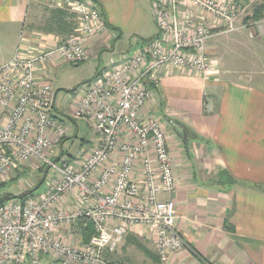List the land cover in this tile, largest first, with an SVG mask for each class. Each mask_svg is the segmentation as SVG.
<instances>
[{"label": "built area", "instance_id": "obj_1", "mask_svg": "<svg viewBox=\"0 0 264 264\" xmlns=\"http://www.w3.org/2000/svg\"><path fill=\"white\" fill-rule=\"evenodd\" d=\"M40 2L74 14L75 25L54 43L17 49L0 63V182L33 159L51 167L55 178L46 180L43 192L0 203V264H110L108 255L135 226L151 232L160 261L170 252L192 250L174 227L172 202L160 198L175 186L164 123L144 116L142 109L155 93L161 69L215 71L208 41L247 26L239 22L237 2L152 0L158 34L97 71L73 103L71 117L90 119L98 141L74 162L53 158L66 127L55 111L51 86L38 71L50 63L86 61L89 41L107 25L94 0ZM68 193L78 199L71 209L61 205ZM78 219L92 223L88 241L73 244L57 235V228Z\"/></svg>", "mask_w": 264, "mask_h": 264}, {"label": "crops", "instance_id": "obj_2", "mask_svg": "<svg viewBox=\"0 0 264 264\" xmlns=\"http://www.w3.org/2000/svg\"><path fill=\"white\" fill-rule=\"evenodd\" d=\"M94 1L102 10L107 28L87 46L86 61H97L93 75L134 53L142 40L158 34L152 0ZM38 5L48 6L40 0H0V63L9 60L17 49L24 52L42 48L60 38L34 28ZM247 22L246 28L235 34L208 41L207 52L216 60L211 75L161 69L155 93L142 109L144 116H156L166 127L178 124L183 128L182 142L186 140L188 147H194L177 149L171 145L175 186L171 193L160 196L172 202L174 227L192 250L170 252L160 264H264V86L262 79L253 86V73L234 66L240 63L236 62L239 57L244 61L240 56L243 50L251 51L248 56L261 58L264 23ZM252 44L255 46L251 48ZM233 59L236 61L230 62ZM59 66L50 63L47 70L38 71V76L49 82L46 75ZM54 108L60 118L68 120L54 160L83 159L97 145L96 135L90 141L85 136L86 121H74L71 113L60 112L55 104ZM74 138L81 142L78 155L70 154L69 146L66 148ZM221 169L235 179L233 184L213 181ZM77 203L71 193L61 200V205L69 209ZM82 221L57 228V235L71 243V238L79 235L77 241L82 242ZM225 224L232 229H226ZM129 232L130 242L136 240L155 250L154 237L147 228L135 226ZM127 240L111 254L113 264H131L125 254ZM138 260V264H150L143 253Z\"/></svg>", "mask_w": 264, "mask_h": 264}, {"label": "rangeland", "instance_id": "obj_3", "mask_svg": "<svg viewBox=\"0 0 264 264\" xmlns=\"http://www.w3.org/2000/svg\"><path fill=\"white\" fill-rule=\"evenodd\" d=\"M234 1H236L239 6V17L238 18H239L240 23H248L245 20L247 19V17L251 15L252 7L254 4L264 3V0H246L245 2H243L242 0H234ZM49 9L50 7L48 6L45 7L43 5H40V6L38 5V7L36 8V13H35L34 28L45 31L44 29L45 16L48 15L47 10L49 11ZM259 21H261L260 23H264V16L252 22H259ZM235 33L237 32L220 34V35H216L213 38H216L217 36H220L219 38L226 37V35L228 34L232 35ZM224 45L225 47H227V43H225ZM253 45L255 46V44L250 45L251 48L254 47ZM248 51L247 50L241 51L242 53L240 56L244 57V61H241L242 58L239 57L237 61L236 59H233L230 62L232 63L234 61L240 62L236 65L234 64V66L239 67V68H244L246 70H249L251 73H253L251 75L252 76L251 82L253 86L259 83L258 79L263 80L262 84L264 86V45L261 48V52H260L262 54L261 58L259 57L257 58L251 55L248 56L251 53V51L250 53H248ZM104 60L105 59H103V62H105ZM96 62H97L96 60H93V61L88 60L79 65H70V64L60 65L59 67L54 68L51 72H49L46 75L47 79L49 80V84L51 86L52 92L55 93L54 104L57 110H59L60 112H63L64 114L66 113L72 114L70 110L73 108V103L75 99L77 98V96L81 94L83 90V86L93 77V74L96 69ZM239 64H242V65H239ZM76 86H77V89L75 91L73 92L69 91ZM60 119L63 124L64 122L68 121L62 118ZM76 120H80V119L75 118L74 121ZM83 120L86 121L87 123V127L84 130L85 136L90 141H93L95 138V134L92 129L91 120L90 119H83ZM164 128H165L167 139H168V135L171 136L169 137V140H168L170 148H171V145L172 146L175 145V148L177 149L182 148V147H184L185 149H188L189 147H190L189 149L194 148L193 145H190L188 147V143L186 142V140L185 142H182L183 141L182 131H178L174 126L172 127L170 124H168L167 127L164 125ZM178 132H181V134H179ZM64 137L65 136L62 137L59 144L62 142ZM80 143H81L80 138L79 139L74 138V142L72 143V145L71 143H69L67 144L66 148H68L69 146V153L72 155H76V154L78 155L79 154L78 149H79ZM59 144L56 146L55 152L53 153V158L57 154ZM50 178H55L54 170L51 167L47 166L46 164H42L33 159L26 163L20 164L13 172H11L6 177H4V179L0 183H5L2 187V192L10 193L12 195H18L20 192L23 191V189H31L37 185L40 179H43L44 181L41 182L34 191L35 193H39L42 190H44L45 182L46 180ZM82 223H83L82 227L84 228L85 220H83ZM83 235L84 233L82 229V232H81L82 239H83ZM78 236L79 235H76L73 237V239L71 238L73 244L79 243V241H77ZM126 237L128 239L127 248L125 249L126 257L130 258L129 259L130 262L133 261L134 264L135 263L138 264L139 263L138 257L142 255V252L137 247H135V245H133L132 242H130L131 240L130 232H128L125 235L124 240L126 239ZM124 240L122 243H124ZM82 242H85V241H82Z\"/></svg>", "mask_w": 264, "mask_h": 264}, {"label": "trees", "instance_id": "obj_4", "mask_svg": "<svg viewBox=\"0 0 264 264\" xmlns=\"http://www.w3.org/2000/svg\"><path fill=\"white\" fill-rule=\"evenodd\" d=\"M47 12H48V15L45 16V23H44L45 32H51V33L53 32V33L57 34L59 37H64V36L72 33V31L74 29V25H75L74 14H72L66 10H63L60 8H55V7L50 8L49 11L47 10ZM263 16H264V3L254 4L252 7L251 15L249 17H247V19L245 21H248V20L255 21V20H258L259 18H262ZM76 89H77V87L74 90H72V92L75 91ZM184 131H185V129H184ZM213 181L219 185H223V184L230 185V184H233L235 182V179L228 173L227 170L221 169L217 172ZM41 182H43V179H40V181H38L37 185L34 186L33 188L23 190L18 195H12L10 193L2 192V187L5 183H0V196L7 195L8 200L9 199H18L20 201H23L26 198H28L29 196L34 195L35 189L38 187V185ZM225 228L226 229H232V227H230L227 224H225ZM83 233H84V235H83L82 240L88 241L90 236H92L94 233V229H93L91 222L85 220ZM132 244L135 245V247H137L143 253V255L145 257L149 258L150 264H160V259L156 253V250H154L153 251L154 253H153L145 245L141 244L140 242H138L136 240H133ZM111 258H112L111 254L108 255V259H109L110 264H113V261L111 260ZM131 264H133L132 261H131Z\"/></svg>", "mask_w": 264, "mask_h": 264}, {"label": "water", "instance_id": "obj_5", "mask_svg": "<svg viewBox=\"0 0 264 264\" xmlns=\"http://www.w3.org/2000/svg\"><path fill=\"white\" fill-rule=\"evenodd\" d=\"M76 87H77V86H76ZM76 87L72 88V89L69 90V91L74 90ZM174 124H175V123H174ZM174 127H175L178 131H182V134H184V133H183V128L180 127L178 124H175ZM178 133L181 134V132H178ZM6 200H8L7 195H2V196H0V203L4 202V201H6Z\"/></svg>", "mask_w": 264, "mask_h": 264}]
</instances>
